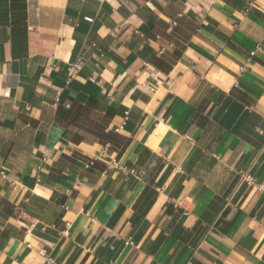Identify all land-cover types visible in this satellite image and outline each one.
Segmentation results:
<instances>
[{"label":"crops","instance_id":"0c3cea01","mask_svg":"<svg viewBox=\"0 0 264 264\" xmlns=\"http://www.w3.org/2000/svg\"><path fill=\"white\" fill-rule=\"evenodd\" d=\"M0 172V264H264V0H0Z\"/></svg>","mask_w":264,"mask_h":264},{"label":"built area","instance_id":"2783aa9c","mask_svg":"<svg viewBox=\"0 0 264 264\" xmlns=\"http://www.w3.org/2000/svg\"><path fill=\"white\" fill-rule=\"evenodd\" d=\"M126 23V21L123 22V24ZM254 54V51L250 52V55L252 56ZM81 62H75L72 64V67L80 68ZM243 69V67H242ZM56 101H58V98H56ZM1 176L3 178H7V175L0 172ZM240 183H246L247 185L253 186L256 185L259 190H264V184H255L254 178L250 174H242L240 177ZM46 263L48 264H55V261L52 258H47Z\"/></svg>","mask_w":264,"mask_h":264}]
</instances>
